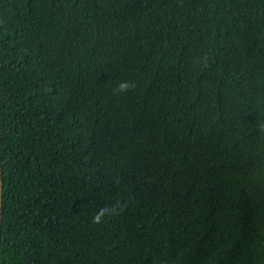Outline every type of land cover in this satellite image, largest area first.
Here are the masks:
<instances>
[{"label":"trees","instance_id":"trees-1","mask_svg":"<svg viewBox=\"0 0 264 264\" xmlns=\"http://www.w3.org/2000/svg\"><path fill=\"white\" fill-rule=\"evenodd\" d=\"M0 156V264H264V0H0Z\"/></svg>","mask_w":264,"mask_h":264},{"label":"clouds","instance_id":"clouds-1","mask_svg":"<svg viewBox=\"0 0 264 264\" xmlns=\"http://www.w3.org/2000/svg\"><path fill=\"white\" fill-rule=\"evenodd\" d=\"M203 60H204V63H205V66L207 65V56L203 57ZM132 87H134V85L131 84V82L129 81H121L116 89H115V92L116 93H126L128 92ZM96 221L98 222L99 219H100V215L99 213L97 214L96 216Z\"/></svg>","mask_w":264,"mask_h":264},{"label":"water","instance_id":"water-1","mask_svg":"<svg viewBox=\"0 0 264 264\" xmlns=\"http://www.w3.org/2000/svg\"><path fill=\"white\" fill-rule=\"evenodd\" d=\"M2 160L0 156V242H1V230H2V202H3V178H2Z\"/></svg>","mask_w":264,"mask_h":264}]
</instances>
